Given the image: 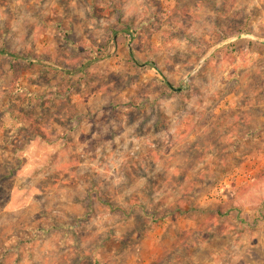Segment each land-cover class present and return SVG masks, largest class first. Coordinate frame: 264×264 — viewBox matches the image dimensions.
<instances>
[{
    "label": "rangeland",
    "instance_id": "374dc122",
    "mask_svg": "<svg viewBox=\"0 0 264 264\" xmlns=\"http://www.w3.org/2000/svg\"><path fill=\"white\" fill-rule=\"evenodd\" d=\"M263 123L264 0H0V264H259Z\"/></svg>",
    "mask_w": 264,
    "mask_h": 264
},
{
    "label": "crops",
    "instance_id": "0c3cea01",
    "mask_svg": "<svg viewBox=\"0 0 264 264\" xmlns=\"http://www.w3.org/2000/svg\"><path fill=\"white\" fill-rule=\"evenodd\" d=\"M263 128H264V126H263ZM263 161H264V159H263ZM263 227H264V225H263ZM258 241H259V243H258L257 247H260L264 251V238L260 239ZM160 256H161V254H160ZM253 262H254V259L250 255L249 256L243 255V256L236 257V258H232L230 261H228L227 264H252ZM148 263H149V259H147L145 264H148ZM257 263L264 264V256L260 257L259 262H257Z\"/></svg>",
    "mask_w": 264,
    "mask_h": 264
},
{
    "label": "trees",
    "instance_id": "16d2710c",
    "mask_svg": "<svg viewBox=\"0 0 264 264\" xmlns=\"http://www.w3.org/2000/svg\"><path fill=\"white\" fill-rule=\"evenodd\" d=\"M13 56H16V54H12Z\"/></svg>",
    "mask_w": 264,
    "mask_h": 264
}]
</instances>
